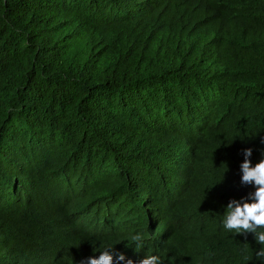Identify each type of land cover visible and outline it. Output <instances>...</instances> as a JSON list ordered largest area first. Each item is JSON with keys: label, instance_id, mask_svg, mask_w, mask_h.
<instances>
[{"label": "trees", "instance_id": "16d2710c", "mask_svg": "<svg viewBox=\"0 0 264 264\" xmlns=\"http://www.w3.org/2000/svg\"><path fill=\"white\" fill-rule=\"evenodd\" d=\"M263 137L264 0H0V264L57 235L80 255L264 264L223 226L238 149Z\"/></svg>", "mask_w": 264, "mask_h": 264}, {"label": "clouds", "instance_id": "9594fccd", "mask_svg": "<svg viewBox=\"0 0 264 264\" xmlns=\"http://www.w3.org/2000/svg\"><path fill=\"white\" fill-rule=\"evenodd\" d=\"M234 170L235 178L241 187L227 198L228 204H223V210H226L223 226L230 233L255 234L257 242L264 246V137L253 145L239 148ZM256 156V157H254ZM107 175L109 173L106 170ZM104 172L93 171L88 176L80 172L76 173L74 179L70 182L68 188L80 199L87 197L86 186L95 184L97 180L104 176ZM16 184V179L15 182ZM86 185V186H85ZM4 193H6L4 191ZM249 193V197L245 198ZM7 194V193H6ZM86 207L85 209H87ZM102 220L87 227L88 231H107L108 222L111 219L109 215L101 216ZM147 218V227L150 232L161 230L160 219L156 216ZM158 223L156 224V222ZM118 223V221H115ZM114 222L111 223V225ZM156 224V226H155ZM19 230L20 227L18 226ZM26 234L25 230L21 231ZM143 234L145 229L142 231ZM56 235V234H53ZM37 236V235H36ZM146 236V235H145ZM149 238L151 236L149 235ZM42 243L37 252L31 255L24 251L12 252L11 264H164V261L158 255H149L140 260L138 258L127 257L119 250L113 249V246L104 247L92 251L87 255H80L75 244L65 235H57L49 239H42ZM133 245L137 251L145 246L144 237L141 233L131 236ZM129 246V245H128ZM256 259L264 260V247H261L255 253Z\"/></svg>", "mask_w": 264, "mask_h": 264}, {"label": "rangeland", "instance_id": "374dc122", "mask_svg": "<svg viewBox=\"0 0 264 264\" xmlns=\"http://www.w3.org/2000/svg\"><path fill=\"white\" fill-rule=\"evenodd\" d=\"M12 190H13V185L9 184L8 192H6V193L9 194ZM9 197H11V199L15 200V198H13L11 195Z\"/></svg>", "mask_w": 264, "mask_h": 264}]
</instances>
